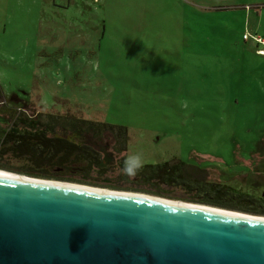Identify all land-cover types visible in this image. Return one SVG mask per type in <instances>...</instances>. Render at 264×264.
Masks as SVG:
<instances>
[{"label":"rangeland","instance_id":"374dc122","mask_svg":"<svg viewBox=\"0 0 264 264\" xmlns=\"http://www.w3.org/2000/svg\"><path fill=\"white\" fill-rule=\"evenodd\" d=\"M0 87L30 113L125 127L128 164L199 166L256 201L227 210L264 217V0H0ZM93 176L79 185L197 204Z\"/></svg>","mask_w":264,"mask_h":264},{"label":"water","instance_id":"95a60500","mask_svg":"<svg viewBox=\"0 0 264 264\" xmlns=\"http://www.w3.org/2000/svg\"><path fill=\"white\" fill-rule=\"evenodd\" d=\"M15 175L0 177V264H264V220Z\"/></svg>","mask_w":264,"mask_h":264},{"label":"trees","instance_id":"16d2710c","mask_svg":"<svg viewBox=\"0 0 264 264\" xmlns=\"http://www.w3.org/2000/svg\"><path fill=\"white\" fill-rule=\"evenodd\" d=\"M1 96L0 87V159H10L24 166L20 170L23 175L88 184L98 179L93 174L101 178L118 172L119 180L126 183L159 190L161 187L181 189L192 195L184 201L192 203L251 212L248 209L256 202L230 183H222L218 176L214 178L208 170L180 160L143 164L135 175H127L123 171L128 137L125 127L71 115L30 113L21 101L2 102ZM234 160L246 166L245 161ZM0 169L10 170L2 165Z\"/></svg>","mask_w":264,"mask_h":264},{"label":"bare ground","instance_id":"6f19581e","mask_svg":"<svg viewBox=\"0 0 264 264\" xmlns=\"http://www.w3.org/2000/svg\"><path fill=\"white\" fill-rule=\"evenodd\" d=\"M0 177H3V178L4 177H6V178H20L21 179V177L15 175V174L6 173V172L1 171V170H0ZM35 182H40V181H35ZM74 185H76V184H74ZM68 186H70V185H68ZM74 187L83 188V189L90 190V191L101 192L103 194H123V195L139 196V197H142V196L143 197H149V198H152L153 200H157L159 202H163V203H166V204H173V205H180V206H189V207H195V208H201V209L217 211V212H221V213H225V214H231V215L238 216V217H243V218H254L256 220H264V217H259V216L258 217H253V216L251 217V215L244 214V213L219 210V209H216V208H211V207L204 206V205H199V204H191V203H185V202H180V201L166 200V199H163V198L150 197V196L143 195V194H138V193L104 190V189H98V188H92V187H88V186H83V185H76Z\"/></svg>","mask_w":264,"mask_h":264},{"label":"clouds","instance_id":"9594fccd","mask_svg":"<svg viewBox=\"0 0 264 264\" xmlns=\"http://www.w3.org/2000/svg\"><path fill=\"white\" fill-rule=\"evenodd\" d=\"M131 159L135 161V165L129 166L128 162H125L123 171L127 175H135L136 171L142 166L141 157L139 155H135Z\"/></svg>","mask_w":264,"mask_h":264},{"label":"crops","instance_id":"0c3cea01","mask_svg":"<svg viewBox=\"0 0 264 264\" xmlns=\"http://www.w3.org/2000/svg\"><path fill=\"white\" fill-rule=\"evenodd\" d=\"M63 4V3H62ZM53 5H54V7H56V8H62V9H64V4L61 6V5H56L55 3H53ZM261 51V50H260Z\"/></svg>","mask_w":264,"mask_h":264},{"label":"flooded vegetation","instance_id":"af4514ba","mask_svg":"<svg viewBox=\"0 0 264 264\" xmlns=\"http://www.w3.org/2000/svg\"><path fill=\"white\" fill-rule=\"evenodd\" d=\"M18 102H20V100H18ZM239 164H242V163H239ZM243 166H245L244 164H243ZM246 167V166H245ZM247 168V167H246ZM248 169V168H247ZM249 170V169H248ZM244 175H246V172L245 171H243V174H242V176H244ZM237 177V176H236ZM239 177H241V176H239ZM107 190V189H106Z\"/></svg>","mask_w":264,"mask_h":264},{"label":"built area","instance_id":"2783aa9c","mask_svg":"<svg viewBox=\"0 0 264 264\" xmlns=\"http://www.w3.org/2000/svg\"><path fill=\"white\" fill-rule=\"evenodd\" d=\"M257 40V42H260V40H258V39H256Z\"/></svg>","mask_w":264,"mask_h":264}]
</instances>
